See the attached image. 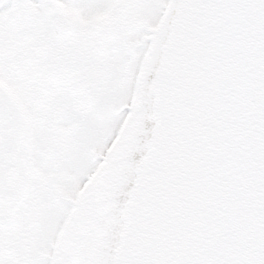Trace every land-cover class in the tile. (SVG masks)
Returning a JSON list of instances; mask_svg holds the SVG:
<instances>
[{
	"label": "snow or ice",
	"instance_id": "snow-or-ice-1",
	"mask_svg": "<svg viewBox=\"0 0 264 264\" xmlns=\"http://www.w3.org/2000/svg\"><path fill=\"white\" fill-rule=\"evenodd\" d=\"M0 264H264V0H0Z\"/></svg>",
	"mask_w": 264,
	"mask_h": 264
}]
</instances>
